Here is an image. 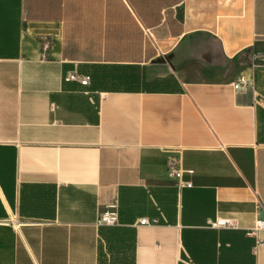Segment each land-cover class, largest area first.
Returning <instances> with one entry per match:
<instances>
[{
  "label": "crops",
  "instance_id": "1",
  "mask_svg": "<svg viewBox=\"0 0 264 264\" xmlns=\"http://www.w3.org/2000/svg\"><path fill=\"white\" fill-rule=\"evenodd\" d=\"M257 94L264 0H0V264H264Z\"/></svg>",
  "mask_w": 264,
  "mask_h": 264
},
{
  "label": "built area",
  "instance_id": "2",
  "mask_svg": "<svg viewBox=\"0 0 264 264\" xmlns=\"http://www.w3.org/2000/svg\"><path fill=\"white\" fill-rule=\"evenodd\" d=\"M43 53L42 57L47 56V50L49 48V43L45 42L42 46ZM64 80L66 82H77L80 83L83 86H88L91 83V76L85 75L80 73L77 69H73L72 71L68 72L66 76L64 77ZM233 87L236 91H242L245 92L249 89H251L252 83L244 76L240 75L236 78V80L233 82ZM256 93V92H255ZM256 101L260 104L264 105V98L257 94ZM168 172L173 175L176 179L181 180L179 185L184 186H192L191 181H183V175L185 173H193L192 169H185L182 165V160L179 155H173L169 161L167 166ZM261 206V205H260ZM261 207H259L260 209ZM100 224L107 225V226H114L118 223V212L115 209L114 206H110L108 210L104 211L101 214L100 217ZM141 224H150L149 219H141ZM212 225L216 228H225V229H235L238 228V224L235 220L229 219V218H218L216 219ZM259 231H264V219H260L256 222L255 226L252 228V233H257ZM260 243L264 244V241H261Z\"/></svg>",
  "mask_w": 264,
  "mask_h": 264
},
{
  "label": "rangeland",
  "instance_id": "3",
  "mask_svg": "<svg viewBox=\"0 0 264 264\" xmlns=\"http://www.w3.org/2000/svg\"><path fill=\"white\" fill-rule=\"evenodd\" d=\"M117 235V240H115L112 246L106 245L103 251L102 264H121L124 263L123 259H126V256H121L120 252L116 248L121 246L122 240L120 239V232L115 233Z\"/></svg>",
  "mask_w": 264,
  "mask_h": 264
}]
</instances>
